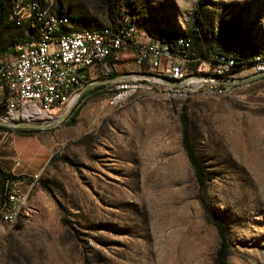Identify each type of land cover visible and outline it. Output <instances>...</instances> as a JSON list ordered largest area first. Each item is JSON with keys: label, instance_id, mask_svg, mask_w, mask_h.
I'll list each match as a JSON object with an SVG mask.
<instances>
[{"label": "rangeland", "instance_id": "rangeland-1", "mask_svg": "<svg viewBox=\"0 0 264 264\" xmlns=\"http://www.w3.org/2000/svg\"><path fill=\"white\" fill-rule=\"evenodd\" d=\"M73 2L96 23L79 29L110 27L101 0ZM197 8L217 49L242 51L256 28L259 46L248 48L264 52V0H132L125 20L139 41H159V31L187 32ZM29 31L21 25L17 38ZM136 56L128 44L92 68L51 121L0 117V165L13 181L29 168L16 148L37 143L25 136L48 155L35 184L26 177L17 187V220L0 222V264H264V69L238 70L226 79L244 81L220 85L200 79L218 77L210 65L188 59L186 77L173 81ZM184 115L210 176L203 184L183 148ZM215 219L227 229L224 253Z\"/></svg>", "mask_w": 264, "mask_h": 264}, {"label": "built area", "instance_id": "built-area-1", "mask_svg": "<svg viewBox=\"0 0 264 264\" xmlns=\"http://www.w3.org/2000/svg\"><path fill=\"white\" fill-rule=\"evenodd\" d=\"M137 35L138 29H133L131 23L109 30L108 37L63 39V30H54L45 41H32L5 56L0 60V117L21 123L51 121L57 110L68 107L75 92L88 82L91 69L105 64L109 55H117L128 44L136 46L137 63L158 64V70L174 80L186 77L177 76V69H185L182 62L188 60L185 51L178 55L167 45L158 47L154 39L139 41ZM181 45L187 48L189 43ZM212 59L203 60V64L216 65L218 76H232L236 72L232 71L234 62L252 64L251 57L245 56L238 60L233 55L215 54ZM69 81H76V88H69ZM128 87L125 83L119 88ZM36 179L37 175L31 185ZM8 190V209L21 208L24 193L14 186Z\"/></svg>", "mask_w": 264, "mask_h": 264}, {"label": "trees", "instance_id": "trees-1", "mask_svg": "<svg viewBox=\"0 0 264 264\" xmlns=\"http://www.w3.org/2000/svg\"><path fill=\"white\" fill-rule=\"evenodd\" d=\"M15 0H0V29L4 30V37H0V60L6 54H13L14 51L18 49V47L30 40L34 36H39L41 32L37 27L33 25V22H37L39 26L43 24L41 20H39L38 15H33V17L24 20L23 24H20V21L12 18L10 14L12 13L14 16V5ZM29 3H38L40 5V9L48 16L57 15V16H66L68 17V23L62 24L61 29L64 32L67 31H75V32H83L85 30H81L78 27L82 26L85 23L96 24L94 21H90V17L86 15L83 11V7L80 4H74V0H24ZM104 8H105V18L106 23L110 26V29L118 30L125 26L128 23L137 27V25L133 21H126L127 9L125 6L128 5L132 0H101ZM11 12V13H10ZM132 20V19H131ZM72 22L73 25L78 28L77 30H69L68 25ZM27 25L30 29V33L26 34L22 38H17V34H19V27ZM91 28V27H88ZM95 28H103V27H95ZM91 28V29H95ZM138 28V27H137ZM90 30V29H87ZM86 30V31H87ZM218 33L223 34V30L218 28ZM256 32V28L254 30L249 31L246 37L244 38V45L242 51L239 52H229L224 49H217L216 46L222 48L218 43L216 44L215 39H208V35L212 34L206 25L205 14L201 8H197L194 10L193 21L191 26L187 30V32L182 34H176L167 31H159L158 40L167 45L169 49L174 51L176 54L180 55L185 51L187 59H197V60H213V55L217 54H226L233 55L238 60L240 56L251 57V62L255 61V57L257 54L251 52V49L248 48L249 45H258V40H255L254 36ZM189 43V46L185 48L181 44ZM259 46V45H258ZM247 47V48H246ZM264 55V52L261 54ZM109 60V58L107 59ZM241 63V62H240ZM113 74H110L112 76ZM218 77L227 78L225 75H219ZM174 81V79H171ZM223 85V84H220ZM182 124V144L186 154V157L194 171V175L197 181L201 184L205 183L206 180L210 179L208 177L200 164L198 158L196 157L194 148L191 143L190 135H189V123L187 117L184 115L181 118ZM24 133L23 135H29L30 131H20ZM0 208L7 206L8 207V199L9 198V188L12 187L13 177L6 174L3 169L0 167ZM18 218V217H17ZM16 218V220H17ZM15 221V220H14ZM10 222V221H7ZM213 225L216 228V231L221 239V253H224L227 245V229L224 223L219 219L213 220Z\"/></svg>", "mask_w": 264, "mask_h": 264}, {"label": "bare ground", "instance_id": "bare-ground-1", "mask_svg": "<svg viewBox=\"0 0 264 264\" xmlns=\"http://www.w3.org/2000/svg\"><path fill=\"white\" fill-rule=\"evenodd\" d=\"M14 2H15L14 16L16 20L22 22L24 20L31 18L33 15H38L39 16L38 19L43 22L41 26H39L37 22L35 21L33 22V25L37 27V29H39L41 34L39 36H34L30 40L22 43L18 47V49L25 48L26 45L30 44L32 41H45V39L49 38L50 31L62 30L61 25L69 22L68 17L66 16H57V15L48 16L46 12L40 9V5L38 3H29V2H25L24 0H19L17 4H16V0ZM133 29H138V28L134 27L133 25ZM109 30H111L109 27H103V28L90 29L87 31L85 30L83 32L63 31V39H70L77 36H80V38L108 37ZM158 47H165V44L158 41ZM114 57H116V55H109V58H114ZM139 64L147 65V66L149 65L151 68L158 69V64H147V63H139ZM263 65H264L263 56L256 55L255 61L252 64H241L240 62L232 63V71H238L247 68L261 69L264 67ZM210 66H211L210 68L215 72V74H217V66L216 65H210ZM186 74H187L186 69H177L178 77H185ZM193 81L194 82L198 81V79H193ZM124 86L125 84L122 85L121 87ZM69 88H76V81H69ZM23 195H22V199H23ZM18 213H19V209L17 206H13L11 209H8L7 206L2 207L0 208V222H4V221L12 222L16 220V218L18 217Z\"/></svg>", "mask_w": 264, "mask_h": 264}, {"label": "crops", "instance_id": "crops-1", "mask_svg": "<svg viewBox=\"0 0 264 264\" xmlns=\"http://www.w3.org/2000/svg\"><path fill=\"white\" fill-rule=\"evenodd\" d=\"M20 136H24L23 134H19ZM17 135H14L12 137V143L14 144V147L16 148L15 146V137ZM25 137H29V138H32L34 139L37 143L34 145H32V149H27V147H22L23 150L21 148L17 149L16 148V152L18 151L19 154L21 155V161L22 163H26L25 165L27 167H29L28 169H23V170H18L16 173L19 176V178H17L15 181H13L12 185L14 187H18V185H20L23 181L26 180V177L28 179H30V182L29 184L32 183V180H33V177L35 175H37L44 167V165L46 164L47 162V159H48V155H46V151H47V148L44 147L42 145V143L34 136H25ZM30 143V142H29ZM24 155H25V158H24ZM19 159V158H18ZM20 160V159H19ZM0 167L2 168V166L0 165ZM1 194V193H0Z\"/></svg>", "mask_w": 264, "mask_h": 264}, {"label": "water", "instance_id": "water-1", "mask_svg": "<svg viewBox=\"0 0 264 264\" xmlns=\"http://www.w3.org/2000/svg\"><path fill=\"white\" fill-rule=\"evenodd\" d=\"M200 79L209 80V81L215 82L217 84H233V83L244 81V80H239V79L238 80L226 79V78L217 77V76H210V77L202 76V77H200ZM157 81H159V80H157ZM15 125L16 126H22L20 124H15Z\"/></svg>", "mask_w": 264, "mask_h": 264}]
</instances>
